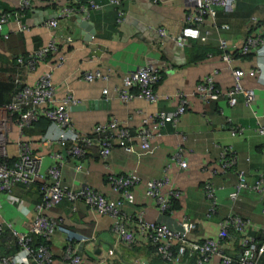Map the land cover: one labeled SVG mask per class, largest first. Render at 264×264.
I'll list each match as a JSON object with an SVG mask.
<instances>
[{
	"label": "crops",
	"instance_id": "obj_1",
	"mask_svg": "<svg viewBox=\"0 0 264 264\" xmlns=\"http://www.w3.org/2000/svg\"><path fill=\"white\" fill-rule=\"evenodd\" d=\"M95 1L100 4L99 9L89 8L87 14L77 11L71 16L59 17L54 27L47 28L44 22L55 18L64 6L76 7L74 0H30L29 8L22 10L19 0H0V12L9 14L1 29L6 33L5 38L0 34L1 52L7 54L9 46L17 49L16 42H20L27 52L48 39L53 38L56 42L57 52L50 53L46 63L52 64L58 56L63 57L62 63L53 68L51 81L55 98L59 99L69 91L75 99L68 111L74 129L90 134L94 124L105 123L114 117L130 133L132 150H124L114 139L105 159L97 154L95 147H89L85 155L73 158L57 143L45 146L40 144L38 137L21 134V139L43 155L41 172L53 161L51 154L58 152L62 158L63 183L73 188L87 184L112 201L120 194L108 184L106 175L132 172L138 179L131 188L132 199L122 200L120 205L126 215L140 214L145 220L165 222L170 226H176L183 219L191 221L194 227L187 239L198 242L216 237L219 221L234 212L251 223L249 233L256 241H264L260 231V226L264 225L261 211L264 189L252 187L260 174L264 178V137L257 132V126H264V57L250 51L245 55L234 54L227 63L222 60L218 47V40L223 39L226 49L232 53L241 46L248 32L259 33L264 39V0H233V10L228 14L216 8V24L226 23L227 29L217 28L208 19L199 25L183 26V15L198 0H119L118 7L123 11L120 22L116 20V6L105 0ZM20 24L26 25L27 29L20 31ZM252 27L254 29L249 30ZM156 28H162L170 35H183L188 44L179 46L173 40L159 36ZM203 35L205 38L201 40ZM258 63L259 74L255 77L244 75L240 79L242 86L252 88L254 92L247 105L239 98L231 107L221 97L202 103L192 93L195 84L212 70L217 71L214 76L216 86L224 90L231 84L230 69L247 70L257 67ZM145 64L160 71V79L154 85L160 97L153 103L142 98L121 102L114 89L122 88V76ZM43 67L45 65L39 63L31 72L22 66L18 68V77L22 83L31 84ZM84 71H99L106 74L107 79L84 81L81 78ZM103 88L107 90L105 98L101 93ZM177 92H181L187 101L184 112L174 126L166 123L160 135L150 140V145L156 146L151 153L142 152L135 135L142 118L158 110L174 109L178 104ZM227 118L240 126V133L229 132ZM11 136L15 139V132ZM177 146L182 149L185 168L179 167L172 158ZM224 146H231L235 156L234 165L228 170H221L219 166ZM7 149L9 154L15 153L13 143ZM75 164L80 165L78 171L74 169ZM237 172L243 173L244 185L232 200L228 194L237 181ZM161 176L167 178L161 193L173 191L176 194L169 199L170 210L162 214L157 210L155 200L145 194V182ZM49 181L50 178L45 176L25 189L16 184L7 197L0 193V222L4 225L0 234V264H3V256L17 250L6 224L10 223L16 231H25L34 218L33 206L39 200L40 183ZM205 183L214 187L217 202L215 211L209 215V200L203 189ZM45 213L56 222L46 244L51 252L50 264H69L63 257L67 246L90 264H167L155 254L153 246L141 238L133 219L123 221L126 231L135 235L129 243L111 229L109 215L82 202L73 204L62 199ZM233 236L225 243V250L237 253L240 249L238 236ZM259 236L263 238L258 239ZM104 254L105 258L101 256ZM262 256L259 264L264 260ZM180 264H194V258L184 257ZM203 264L217 262L211 259Z\"/></svg>",
	"mask_w": 264,
	"mask_h": 264
},
{
	"label": "built area",
	"instance_id": "obj_2",
	"mask_svg": "<svg viewBox=\"0 0 264 264\" xmlns=\"http://www.w3.org/2000/svg\"><path fill=\"white\" fill-rule=\"evenodd\" d=\"M107 3L116 6V20L123 19V11L118 7L119 0H105ZM76 7L64 6L55 18H49L44 22L47 28L56 25L59 17H68L76 14L77 11L87 14L89 8L99 9L100 4L95 0H74ZM20 9L29 8L30 0H19ZM216 8L228 14L233 10V0H198L197 4L183 15V26L199 25L205 20H210L219 29H227L226 23L216 24ZM7 12H0V34L3 38L6 33L2 32V26L8 19ZM27 27L20 24L19 30L24 31ZM156 32L161 37L173 40L179 46H186L187 40L183 35L167 34L162 28H156ZM203 35L200 39H204ZM68 39V37H67ZM218 47L221 50V58L229 63L234 54L245 55L253 51L256 56L264 57V39L259 33H249L245 35L240 47L234 49L232 53L226 49L223 39L218 40ZM57 52V44L53 38L46 40L41 46L32 49L24 56H18L16 62L18 66L23 64L28 71H35L39 63L45 65L37 73L31 84L22 83L18 73L14 76L15 88L10 99L5 103H0V193L6 197L10 195L13 187L20 184L23 188H28L45 176L50 181L40 183L39 200L34 203V218L29 223L25 231H16L10 223H7L9 234L17 245V250L8 256H3V264H26L31 261L33 264H50L51 252L46 245L54 229L55 220L45 213L46 210L58 204L62 199L70 203L82 202L90 208L100 213L107 214L111 218V229L117 236L125 242L131 243L135 237L131 232L126 231L123 221L133 219L138 225V233L143 240L148 241L154 248L155 254L159 255L167 264H180L184 257H193L194 264H203L211 259H216L217 264H259L264 253V241L258 242L249 233L251 223L240 217L234 212H229L219 221L216 237L205 238L198 242L187 239V235L194 227L188 220H180L176 226H170L165 222L149 221L141 217L126 215L120 208L122 200L131 201V188L138 181L137 176L132 172L122 174H107L106 181L112 189L117 190L120 197L112 201L106 198L101 192L95 190L87 184L78 188H73L61 181V154L53 152L52 162L43 172L40 170L43 155L35 152L30 144L21 139L22 130L27 128L39 116L48 119L44 133L39 137L42 145L52 142L57 143L66 149L67 153L73 158L81 157L87 152V148L95 147L97 154L105 159L112 147L113 140L126 151H131V138L128 129L114 117H110L105 123L94 124L90 134L81 133L74 129L68 111L70 106L75 103L71 92L66 93L61 98H55L54 86L51 81L53 68L62 63L63 57L58 56L54 63L47 64L46 58L50 53ZM260 63L257 67L242 70L232 68L231 84L224 90L216 86L214 76L217 71L212 70L205 74L194 86L193 95L202 103H208L217 99L224 98L228 106H234L240 98L244 104H249L253 99L252 88L244 87L240 79L244 76L259 74ZM158 68L145 64L126 72L122 76V88H115V96L121 102L132 98H142L148 102H156L160 95L154 90L155 83L160 79ZM84 81L93 79L106 80L107 75L99 71H84L81 74ZM260 79L256 76V80ZM264 84V78L262 79ZM102 96H107L106 88L101 90ZM178 104L169 111L158 110L141 120V125L136 130V137L139 140V147L144 153H151L155 145H150V140L160 135L161 129L166 123L175 125L178 116L181 115L187 105V101L181 92L175 94ZM168 97V96H164ZM228 123V130L231 134L241 132L239 125L225 119ZM15 132V139L12 142L15 146L13 158L8 152V137ZM257 132L264 137V126H257ZM234 153L231 146H224L220 153L219 166L221 170L231 169L234 165ZM172 158L176 164L186 167V162L182 156V149L177 146L172 153ZM75 170L80 169L79 164L74 165ZM167 184V178L161 176L151 178L145 182V194L155 200L157 210L160 214L170 210V198L176 197L173 191L161 193L162 186ZM244 185L242 172H237V181L228 196L235 199L238 190ZM254 189H264V178L258 176L252 185ZM206 197L209 200L207 214H211L216 208L215 189L210 183L203 186ZM264 214V204L261 209ZM4 225L0 222V234L3 232ZM260 231L264 236V225L260 226ZM231 235L238 236L239 251L230 253L225 250V243ZM32 236L41 238L42 242L31 247L30 239ZM173 245V246H172ZM103 258L106 254L101 255ZM64 259L69 264H90L83 260L78 253L72 251L69 246L64 249ZM102 260V259H100ZM264 264V260L261 262Z\"/></svg>",
	"mask_w": 264,
	"mask_h": 264
},
{
	"label": "trees",
	"instance_id": "obj_3",
	"mask_svg": "<svg viewBox=\"0 0 264 264\" xmlns=\"http://www.w3.org/2000/svg\"><path fill=\"white\" fill-rule=\"evenodd\" d=\"M257 25V24H256ZM254 29L253 27L249 30ZM17 49L12 48L11 46L7 47L8 52L4 54V52L0 51V62L3 63V66L0 67V103H5L10 99L11 93L15 88L14 84V76L18 73V68L22 67L18 66L16 62V58L18 56H24L27 54V51L23 50V46L20 42H16ZM42 44H36L34 48L41 46ZM6 48V47H5ZM6 48V49H7ZM48 119L43 116H39L35 121H33L27 128L22 130V135H31L32 137H40L45 130V127L48 124ZM13 154H10V158H13ZM233 236V235H232ZM235 237V236H233ZM263 236H259L258 239H262ZM41 238L37 236H32L30 239L31 247H35L39 243H41ZM264 258V255L262 256Z\"/></svg>",
	"mask_w": 264,
	"mask_h": 264
},
{
	"label": "rangeland",
	"instance_id": "obj_4",
	"mask_svg": "<svg viewBox=\"0 0 264 264\" xmlns=\"http://www.w3.org/2000/svg\"><path fill=\"white\" fill-rule=\"evenodd\" d=\"M8 139H9V145L12 144V142H14V136H9Z\"/></svg>",
	"mask_w": 264,
	"mask_h": 264
},
{
	"label": "water",
	"instance_id": "obj_5",
	"mask_svg": "<svg viewBox=\"0 0 264 264\" xmlns=\"http://www.w3.org/2000/svg\"><path fill=\"white\" fill-rule=\"evenodd\" d=\"M94 104H96V102Z\"/></svg>",
	"mask_w": 264,
	"mask_h": 264
}]
</instances>
